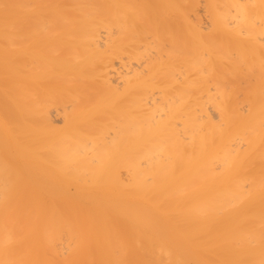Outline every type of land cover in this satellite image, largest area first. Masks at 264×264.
<instances>
[{"label":"bare ground","instance_id":"bare-ground-1","mask_svg":"<svg viewBox=\"0 0 264 264\" xmlns=\"http://www.w3.org/2000/svg\"><path fill=\"white\" fill-rule=\"evenodd\" d=\"M0 264H264V0H0Z\"/></svg>","mask_w":264,"mask_h":264}]
</instances>
